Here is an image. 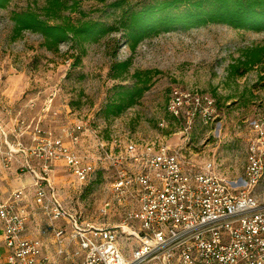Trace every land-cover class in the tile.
<instances>
[{
  "label": "rangeland",
  "instance_id": "1",
  "mask_svg": "<svg viewBox=\"0 0 264 264\" xmlns=\"http://www.w3.org/2000/svg\"><path fill=\"white\" fill-rule=\"evenodd\" d=\"M53 1L9 0L0 7V141L5 131L10 143L17 142L16 131L26 127L21 120L30 131L39 125L66 139L68 130L81 123L85 129L77 147L88 156L96 152L98 137L157 135L183 146L186 156L192 155L198 164L212 160L228 180L243 178L249 144L257 136L253 123L264 120V54L259 63L247 67L240 58H245L246 49L264 44V30L210 22L147 36L135 49L122 29L93 41L69 36L55 50L38 31L25 29L15 35L13 15L24 10L50 23L95 20L119 28L126 12L157 2ZM124 60L130 63L121 70L117 64ZM177 95L182 103L175 113L172 100ZM117 104L123 106L120 111ZM110 105L118 113L108 111ZM0 161L8 166L11 187L30 175L14 159ZM50 178L81 220H122L123 208L113 209L109 216L100 214L112 181L106 162L97 163L84 183L60 161ZM253 192L264 202V169Z\"/></svg>",
  "mask_w": 264,
  "mask_h": 264
},
{
  "label": "built area",
  "instance_id": "2",
  "mask_svg": "<svg viewBox=\"0 0 264 264\" xmlns=\"http://www.w3.org/2000/svg\"><path fill=\"white\" fill-rule=\"evenodd\" d=\"M181 103L173 98L175 113ZM21 123L26 127L16 131L17 142L5 131L0 141V159L18 161L33 178L0 196L6 264H264V202L253 192L264 169V120L253 123L257 136L240 181L157 135L98 137L88 156L77 147L81 123L68 130V139ZM24 134L31 135L27 144ZM59 161L80 183L106 162L112 181L100 214L123 208L122 220H81L50 178Z\"/></svg>",
  "mask_w": 264,
  "mask_h": 264
},
{
  "label": "trees",
  "instance_id": "3",
  "mask_svg": "<svg viewBox=\"0 0 264 264\" xmlns=\"http://www.w3.org/2000/svg\"><path fill=\"white\" fill-rule=\"evenodd\" d=\"M9 0H0V7H5ZM58 5V0L53 1ZM15 35L25 29L38 31L45 36V44L50 49H57L59 44L69 36L77 41L96 40L98 37L116 29H122L131 49L147 36L174 28H190L210 22L226 23L235 28L264 30V0H157L138 9L126 12L119 28L106 26L95 21L86 20L77 24L50 23L33 10L16 12ZM264 54V44L246 49L245 58H240L244 65L259 63ZM130 61L124 60L117 64L126 70ZM232 67L237 68L236 64ZM141 91V90H140ZM133 95L134 92H128ZM133 99L130 100V103ZM110 105L108 111L118 113L123 108L117 104V110Z\"/></svg>",
  "mask_w": 264,
  "mask_h": 264
},
{
  "label": "crops",
  "instance_id": "4",
  "mask_svg": "<svg viewBox=\"0 0 264 264\" xmlns=\"http://www.w3.org/2000/svg\"><path fill=\"white\" fill-rule=\"evenodd\" d=\"M24 138V141L26 143H29L31 141V135L25 134L22 136ZM8 166H4L0 161V196H8L11 192V190L15 188H21L24 186H30L32 183V176L31 175H25V179H22V182L18 186L11 187V181L8 177V169L5 168ZM28 174V173H27ZM7 178V179H6ZM32 190V188H30ZM8 252V248L5 245L3 234H2V224L0 222V264H6V254Z\"/></svg>",
  "mask_w": 264,
  "mask_h": 264
}]
</instances>
